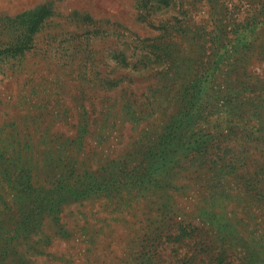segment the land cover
<instances>
[{
    "label": "rangeland",
    "instance_id": "374dc122",
    "mask_svg": "<svg viewBox=\"0 0 264 264\" xmlns=\"http://www.w3.org/2000/svg\"><path fill=\"white\" fill-rule=\"evenodd\" d=\"M0 264H264V0H0Z\"/></svg>",
    "mask_w": 264,
    "mask_h": 264
}]
</instances>
